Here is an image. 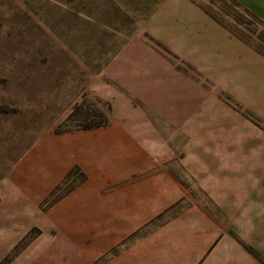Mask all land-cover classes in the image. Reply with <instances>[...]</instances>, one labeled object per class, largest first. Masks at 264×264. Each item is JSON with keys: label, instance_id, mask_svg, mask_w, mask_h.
I'll return each instance as SVG.
<instances>
[{"label": "rangeland", "instance_id": "1", "mask_svg": "<svg viewBox=\"0 0 264 264\" xmlns=\"http://www.w3.org/2000/svg\"><path fill=\"white\" fill-rule=\"evenodd\" d=\"M221 25L245 44L264 42L263 26L233 0H0V264L156 263L159 241L142 236L159 219L122 236L111 187L95 189L98 177L75 162V136L143 105L130 88L164 71L173 93L195 95L163 105L169 115L195 111L179 119L187 132L165 133V158L173 143L191 142L207 159V41L216 43L207 29ZM164 119L172 129L175 119Z\"/></svg>", "mask_w": 264, "mask_h": 264}, {"label": "crops", "instance_id": "2", "mask_svg": "<svg viewBox=\"0 0 264 264\" xmlns=\"http://www.w3.org/2000/svg\"><path fill=\"white\" fill-rule=\"evenodd\" d=\"M233 1L264 28V0ZM207 32L216 40L207 41V159L189 152L191 142L173 143L177 155L165 158V133L187 132L179 119L195 111L175 107L169 115L163 105L195 95L173 93L169 74L159 71L153 84L142 79L139 90L130 88L143 105L117 109L108 125L76 133L75 162L98 177L95 189L111 187L107 208L122 236L159 219L142 236L161 245L155 264H264V42L245 44L222 25ZM167 117L175 119L172 129ZM153 151L158 158L148 157Z\"/></svg>", "mask_w": 264, "mask_h": 264}, {"label": "trees", "instance_id": "3", "mask_svg": "<svg viewBox=\"0 0 264 264\" xmlns=\"http://www.w3.org/2000/svg\"><path fill=\"white\" fill-rule=\"evenodd\" d=\"M77 109V106L75 107V110ZM74 111H72L71 113H70V115L67 117V120H70V117H72V116H74ZM98 124H100V125H102L101 123H87V124H82V125H79L78 126V128H91V127H95V126H100V125H98ZM59 130H61V128H59Z\"/></svg>", "mask_w": 264, "mask_h": 264}]
</instances>
